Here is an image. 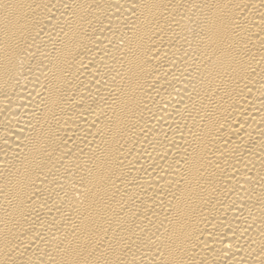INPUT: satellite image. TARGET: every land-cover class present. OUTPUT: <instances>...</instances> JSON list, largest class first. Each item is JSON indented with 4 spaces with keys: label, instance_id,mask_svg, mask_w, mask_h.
I'll return each instance as SVG.
<instances>
[{
    "label": "bare ground",
    "instance_id": "6f19581e",
    "mask_svg": "<svg viewBox=\"0 0 264 264\" xmlns=\"http://www.w3.org/2000/svg\"><path fill=\"white\" fill-rule=\"evenodd\" d=\"M0 264H264V0H0Z\"/></svg>",
    "mask_w": 264,
    "mask_h": 264
}]
</instances>
